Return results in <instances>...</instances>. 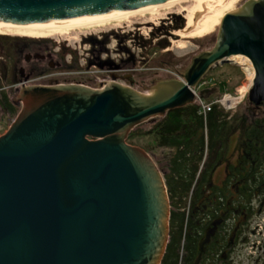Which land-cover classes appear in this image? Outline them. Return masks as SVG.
Here are the masks:
<instances>
[{
  "label": "water",
  "instance_id": "obj_1",
  "mask_svg": "<svg viewBox=\"0 0 264 264\" xmlns=\"http://www.w3.org/2000/svg\"><path fill=\"white\" fill-rule=\"evenodd\" d=\"M166 1L0 0V21L44 25ZM234 55L254 68L248 105L264 108V0L226 14L213 47L148 93L114 76L96 88L21 87L13 99L19 112L0 136V264H167L169 178L127 138L194 104L200 80Z\"/></svg>",
  "mask_w": 264,
  "mask_h": 264
},
{
  "label": "rangeland",
  "instance_id": "obj_2",
  "mask_svg": "<svg viewBox=\"0 0 264 264\" xmlns=\"http://www.w3.org/2000/svg\"><path fill=\"white\" fill-rule=\"evenodd\" d=\"M243 1L245 0H221L220 3L213 4L210 7L213 13L208 15L209 19L204 24V35L194 39L183 38L181 32L187 28L188 15L197 7V0H187L179 4L166 6L156 12L138 14L126 19L76 28L67 33L11 29L1 30L0 38L46 40L49 42L52 52L62 58L60 69L50 72V75L42 80L33 81L34 83H43L44 81L47 82L48 79L56 78L59 81L58 83H63L65 80L68 84H80L96 88L101 82H108L114 76L115 79L131 78L133 89L141 93H148L147 90L157 80L177 76L176 72L185 70L193 57L209 51L215 43L217 28L222 18L238 8ZM203 15L198 14L195 17V22L199 21ZM176 18L183 22L184 27L179 31H166ZM161 29L162 33H160ZM88 35H91L96 42H105L103 49H100L96 44L94 54L101 60L109 59L112 61L114 64L111 69L97 66L98 60L91 53L90 43L83 40L84 36ZM163 40L166 41L165 44L168 47L166 49L157 48V43ZM3 43L4 45L0 46V63L2 62L1 58H7L6 61L10 62L11 59L15 58L14 50L8 45L10 42L4 41ZM89 59L91 66H88ZM121 59H127L130 62L119 67L122 65ZM9 62L5 63L6 69L10 66L11 62ZM0 78L2 79L1 74ZM253 78L254 72L250 71L248 67L238 66L231 61L217 64L206 73L194 89L197 95L194 104L199 105L198 99L206 102L210 101L205 99L209 95L211 99L241 98V102L233 106L229 112L243 116L249 106L247 103L248 91H246L243 98L241 95ZM10 79L8 81L2 80L0 87L10 85ZM121 83H125L126 86L129 85L126 82ZM218 90L221 91V95L218 94ZM2 92L5 94L6 90ZM201 96L205 98L201 99ZM16 111V114L9 113L2 116L0 136L7 131L16 118L19 107L16 108ZM148 127L149 123L145 122L133 129V132L137 133L136 135L129 134L127 139L132 142L133 146L145 150L153 146V137L143 135ZM157 157H160V155ZM250 229L249 243L242 242L241 239L238 241L230 264H264V241H262L264 238V214L254 217Z\"/></svg>",
  "mask_w": 264,
  "mask_h": 264
},
{
  "label": "trees",
  "instance_id": "obj_3",
  "mask_svg": "<svg viewBox=\"0 0 264 264\" xmlns=\"http://www.w3.org/2000/svg\"><path fill=\"white\" fill-rule=\"evenodd\" d=\"M183 27V22L176 18L166 31H179ZM0 39L2 47L5 40ZM165 43L163 40L157 43L156 47L166 49L168 46ZM96 44L103 49L105 42L94 41L90 44L91 53L98 60L97 66L111 69L114 64L112 61L101 60L94 54ZM127 59H121L122 65L119 67L129 64L130 61ZM89 62L90 59L88 66H91ZM4 71L5 68L0 65L1 76H4ZM217 92L221 95L220 90ZM209 97L210 95L206 98L201 96V99L210 101L215 99ZM1 105L11 111L9 113H17L16 109H10L11 104L7 102L5 96L0 99ZM246 110L243 116L237 114L232 116L233 129L241 130L243 127L246 141L242 152L241 146L234 149L237 161L230 167L229 174L221 184L206 180L215 162L213 158L216 153L212 152V146H209L206 161L196 181L205 149L202 132L207 125L209 140L211 143L214 142L216 138H213V135L219 131L216 122L221 116L226 118L221 108L213 106L205 115L206 121L200 114L198 104L174 109L168 113L171 115L168 119L156 118L157 123L143 132V135L153 137V146L148 148L147 152L152 149L160 151L164 140L163 123L166 121L170 122L168 128L174 134L171 141L176 142L178 147L183 142L182 135L180 142L177 141L178 131L186 134L183 135L184 139L194 134L197 129L201 134L199 152L177 153L175 157L177 162L172 167L176 178L169 179V186L172 190L175 219L170 249L166 255L167 264H230L238 241L241 239L242 242L249 243L251 222L254 217L264 214V109L258 110L248 106ZM1 118L0 115V120ZM131 134L133 136L137 133ZM188 174L190 177L186 178Z\"/></svg>",
  "mask_w": 264,
  "mask_h": 264
},
{
  "label": "flooded vegetation",
  "instance_id": "obj_4",
  "mask_svg": "<svg viewBox=\"0 0 264 264\" xmlns=\"http://www.w3.org/2000/svg\"><path fill=\"white\" fill-rule=\"evenodd\" d=\"M7 39L9 38H2V41L5 40L8 43L10 42L8 45L13 48L15 58L11 59L10 57L11 63L9 61H6L7 58L6 59L1 58L2 62L0 63V65L2 66V68H5V71H4V76H2V79L0 78L1 79L0 83H2V80L8 81V79L11 78L9 80L11 84L7 86L3 85L2 87H0V99H2L3 96H5L7 102L11 104L10 109L14 110L18 108V106L14 104L13 99L19 93L21 87L68 84L66 83L65 80L64 82L62 81L63 83H58L59 81L56 78L48 79L47 82L44 81L43 83L33 82L48 77L50 75V72H53L54 70H58L62 67V58L58 54H54L52 52V48L49 45L48 41L46 40L43 41L42 39L37 40L35 38L9 39L10 41ZM83 40L90 44H93L95 41L94 38L91 37V35L84 36ZM6 62L10 63V66L7 67V69L5 65ZM178 72L179 71H177L176 73ZM131 80H132L131 78L115 79L117 83L126 82L128 84L129 81ZM3 90H6L5 94H3L2 92ZM10 94H11V98H10ZM0 111H1L0 112L1 116L3 115L6 116L9 114V112H11L5 109L3 105L0 106ZM225 114H226L225 119L223 118V116H221L220 119L216 122V125L219 126L218 128L219 131L218 133H215V135H213V138L215 137L216 139L214 140V142L212 141V143L209 140L210 135L208 133L207 125H205L204 131L202 132L205 149H204L203 159L200 163V167H199L200 169L198 171V174L196 175V181L199 179L204 163L206 161L209 146L210 147L212 146L211 150L212 152H215L216 155L213 158V161H215L213 169L208 173L206 180L211 183H218V184L222 183V181L226 178V175L229 174L230 167L233 164H235L237 161L236 160L237 153L236 151L234 152V149L237 148V146H241V152L243 150V145L245 144L244 142L246 141L245 134H243L245 129L243 127L241 128V130H239L238 128L233 129L232 116L234 114L230 112H225ZM170 116H171L170 114H165L163 117H166L168 119V117ZM203 118L206 121L207 117L203 116ZM148 123H149L148 128H151L157 123L156 118L148 121ZM163 124H164V134H163L164 140L162 146L160 147V152H159L160 154L156 153L157 151H159L158 149L149 150L148 153L161 165L167 177L169 179H173L176 178L175 174L172 172V167L177 162L175 160L176 154L181 151H187L188 153H194L196 151L198 153L200 149L199 141L201 139V134L200 131H198L197 129L194 134H191L187 136L186 139H184L183 135L186 134L178 131L176 135V138H178L177 141L180 142L181 135H182L181 139L183 138L182 144L178 147L176 145V142L173 143L171 141L172 135L174 134L170 132V129L168 128L170 122L166 121ZM158 155H160V157H157ZM189 177L190 174L186 176V178Z\"/></svg>",
  "mask_w": 264,
  "mask_h": 264
},
{
  "label": "bare ground",
  "instance_id": "obj_5",
  "mask_svg": "<svg viewBox=\"0 0 264 264\" xmlns=\"http://www.w3.org/2000/svg\"><path fill=\"white\" fill-rule=\"evenodd\" d=\"M187 0H170L159 4H151L142 6L139 8H135L127 11H111L96 15H87L82 17H76L71 19L60 20L44 25H33V24H24V23H11V22H1L0 21V31L1 30H28V31H47V32H56V33H67L70 30L76 28H85L91 25L101 24L105 22L120 20L123 18H130L131 16L144 14L149 12H156L161 8H165L166 6L179 4L180 2H184ZM221 0H197V7L190 12L188 15V24L185 31L181 32V36L183 38H198L204 35V24L209 19V14L213 13L210 7L215 3H220ZM209 10V11H208ZM206 12V14H205ZM198 14H204L201 19L195 22V17ZM219 24V23H218ZM219 26V25H218ZM229 61L237 64L238 66L248 67L250 71L254 72V68L252 66L251 61L243 56V55H234L228 58ZM255 73V72H254ZM252 82L244 89L241 97L243 98L246 94V91L250 89ZM241 98L236 99L232 97H226L225 102L226 106L233 107L241 102Z\"/></svg>",
  "mask_w": 264,
  "mask_h": 264
},
{
  "label": "built area",
  "instance_id": "obj_6",
  "mask_svg": "<svg viewBox=\"0 0 264 264\" xmlns=\"http://www.w3.org/2000/svg\"><path fill=\"white\" fill-rule=\"evenodd\" d=\"M198 100H199L200 114L203 116H205L212 109L213 106H218L225 112H229L232 109V107L226 106L225 98L213 99L208 102L202 101L200 99Z\"/></svg>",
  "mask_w": 264,
  "mask_h": 264
}]
</instances>
